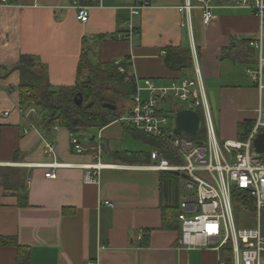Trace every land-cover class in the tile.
<instances>
[{
	"label": "crops",
	"instance_id": "obj_1",
	"mask_svg": "<svg viewBox=\"0 0 264 264\" xmlns=\"http://www.w3.org/2000/svg\"><path fill=\"white\" fill-rule=\"evenodd\" d=\"M148 1L132 15L130 7L136 0H85L84 22L77 19L73 0L0 4V72L29 55L44 65L50 85L73 86L87 45L92 62H124L128 73L138 78L140 96L147 99L150 94L143 80L167 87L193 76L195 53L206 93L212 92L216 103L219 138L238 140L244 133L240 125L255 119L262 94L238 71L245 60L233 53L223 57L222 50L244 41L252 57L256 51L247 42L253 38L245 36L258 32L257 15L233 0H216L210 24L204 25L200 9L194 8L189 25L179 10L185 0ZM118 33L124 37L117 38ZM182 47L190 51L189 65H167V49ZM19 82L18 70L0 77V237L12 240L0 245V264L224 262L222 248L188 249L179 244L180 223L170 215L178 212L183 185L179 180L184 182V176L173 173V179L150 168L149 154L156 146L146 135L113 120L83 132L79 139L85 150L77 153L66 127L54 123L45 129L43 112L20 107ZM169 100L160 104L163 113L172 104ZM173 105L174 110L181 106ZM47 142L53 153L46 151ZM97 143L105 167L98 182L89 184L83 180V166L93 162L91 153ZM165 156L173 163L177 159ZM53 163L59 165L50 167ZM47 172L55 176L47 177ZM163 217L172 227L163 226ZM260 264H264V251Z\"/></svg>",
	"mask_w": 264,
	"mask_h": 264
},
{
	"label": "built area",
	"instance_id": "obj_2",
	"mask_svg": "<svg viewBox=\"0 0 264 264\" xmlns=\"http://www.w3.org/2000/svg\"><path fill=\"white\" fill-rule=\"evenodd\" d=\"M10 0H0L6 4ZM95 1V0H94ZM216 0H185L179 10L187 16L190 25L191 11L198 8L202 14V23L210 24ZM238 7L248 8L255 12L259 20L258 37L249 39L247 44L258 56L256 67H248L247 73L256 83L259 93L264 90V0H233ZM149 5L148 0H136L130 7V13L137 15L139 10ZM72 6L77 10V19L84 22L88 17V5L73 0ZM130 28L129 35L132 34ZM122 39L121 33L116 35ZM164 53V52H162ZM194 74L180 82H173L167 87H156L150 79L143 80L149 97L143 99L139 91L138 78L128 73L120 61H115L117 71L125 74L127 80L135 83V94L127 112L117 116L115 121L126 124L144 134L161 138L169 145L174 157L182 163L171 162L162 149L153 147L150 152L152 163L150 168L157 171H168L184 175L182 197L178 203L177 219L180 223L179 244L193 248L221 249L229 246L232 252V264H260V255L264 251V234L260 224L261 211L264 208V151L258 152L254 140L264 132V105L256 108V116L246 133L244 141H220L216 134L215 124L211 116L203 77L200 73L194 53ZM191 103L187 106L196 110L201 108L204 139L193 141L173 133L174 116L169 118L161 111V103L165 100ZM169 100V101H170ZM184 107L180 106L179 108ZM175 111V110H174ZM198 132V133H199ZM197 133V134H198ZM196 134V135H197ZM73 150L82 153L85 148L79 137L70 133ZM48 153H53L51 143L45 144ZM101 146L96 144L91 153L93 162L84 165L83 180L96 184L98 175L105 165L100 163ZM59 164H50V167ZM47 177H54L47 172ZM242 191L254 204L257 225L254 227L236 228L233 218V192ZM221 264L224 262L221 261Z\"/></svg>",
	"mask_w": 264,
	"mask_h": 264
},
{
	"label": "trees",
	"instance_id": "obj_3",
	"mask_svg": "<svg viewBox=\"0 0 264 264\" xmlns=\"http://www.w3.org/2000/svg\"><path fill=\"white\" fill-rule=\"evenodd\" d=\"M80 3L87 4L85 0H80ZM243 44L244 41L237 44L231 43L226 49L222 50V56H229L230 53H233L245 61L249 60L252 64H255L256 60L251 59L252 57L245 50ZM90 53L91 49L86 45L83 48L78 65L77 82L73 86L54 87L50 85L44 65L38 59L29 55H22L15 66L0 72V77L12 70H18L20 74L18 86L20 107L25 109L32 106L43 112L40 119L41 125L45 129L49 130L54 123H57L81 137L83 132L88 129L105 126L115 120L117 116L127 112L129 109L127 103L130 102L131 105L132 97L136 91L133 80H127L126 75L118 72L115 65L100 61L92 62L89 56ZM189 62H191L190 51L187 47L167 49L165 63L170 67L188 66ZM121 65L126 68L124 62H121ZM78 98L82 99L80 104L76 102ZM90 102L92 104L87 106ZM104 103L115 105V109L103 107ZM251 125L252 121H244L240 125L244 131L241 138H246V133ZM137 132L140 133L138 130ZM141 134L146 135L169 158H174V153L165 140L151 137L142 132ZM203 138L204 132L202 134ZM164 172L168 173L171 178H176L173 172ZM16 188H19V186L16 185ZM233 197L244 202H252L242 191L235 190ZM25 198L26 194H23L20 199L21 203H24ZM171 213L170 218H177L178 212L173 211ZM167 222L168 220L163 217V226L172 227ZM262 231L264 234V224L262 225ZM8 239L10 238L0 237V245L11 243L12 240ZM220 255L224 264L231 263L229 246L223 247Z\"/></svg>",
	"mask_w": 264,
	"mask_h": 264
},
{
	"label": "rangeland",
	"instance_id": "obj_4",
	"mask_svg": "<svg viewBox=\"0 0 264 264\" xmlns=\"http://www.w3.org/2000/svg\"><path fill=\"white\" fill-rule=\"evenodd\" d=\"M245 37L257 38L258 32H255L254 34H249L248 36H245ZM257 56H258L257 52L252 53L253 59H257ZM246 67L255 68L256 65L253 66L252 63L249 60H247V61L240 62L239 68H238V71L241 74L243 73V75L246 76V78L253 83L251 78L249 76H247V74L245 73ZM257 89H258V87H257ZM207 95H208V102H209V106H210L211 116H212V119L214 120V124H215L216 134H217V137L219 138L218 129H217V120H216V114H217L216 103H215V100L213 99L212 92H210L209 94L207 92ZM255 98H256V100H258V98H259L258 93H255ZM261 100H262V104L264 105V90L262 92ZM174 104H176V105L178 104V106L179 105H181V106H190L191 105V103L180 102V101H176ZM173 107H174L173 104L168 103L166 109H164V113L163 112L162 113L169 118L173 117L174 116V108ZM198 110L200 112L201 119L203 122V116H202L201 108H198ZM203 132H204V129H202L197 135L189 136V135L183 134L182 137L187 138V139H191L193 141H197L199 139L203 140L204 139V138L202 139ZM244 139L245 138L240 137L238 140L244 141ZM219 140H220V138H219ZM174 161H175V163H179V164L182 163V161L178 160V159H176ZM179 182H180V185H182L183 180L180 179ZM181 195L182 194H180V196ZM232 200H233V218H234L236 228L256 226L257 225V218H256V212H255L254 204L252 202H244V201L237 199V198H234V197H232ZM260 224H261V226L264 224V208L261 211Z\"/></svg>",
	"mask_w": 264,
	"mask_h": 264
},
{
	"label": "water",
	"instance_id": "obj_5",
	"mask_svg": "<svg viewBox=\"0 0 264 264\" xmlns=\"http://www.w3.org/2000/svg\"><path fill=\"white\" fill-rule=\"evenodd\" d=\"M89 81V80H88ZM81 98L76 99V102L80 104ZM92 103H88L87 106ZM103 107L115 109V105L110 103H104ZM201 128V119L196 110L190 109L188 107H181L175 110L174 116V128L173 133L177 136L180 135H196ZM254 146L258 152L264 151V132L258 134L254 140ZM184 176V175H182Z\"/></svg>",
	"mask_w": 264,
	"mask_h": 264
}]
</instances>
